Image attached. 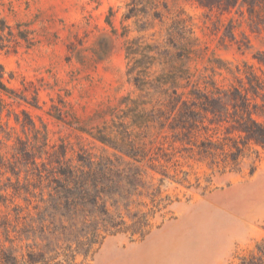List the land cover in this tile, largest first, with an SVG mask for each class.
Segmentation results:
<instances>
[{
  "label": "rangeland",
  "instance_id": "obj_1",
  "mask_svg": "<svg viewBox=\"0 0 264 264\" xmlns=\"http://www.w3.org/2000/svg\"><path fill=\"white\" fill-rule=\"evenodd\" d=\"M0 17L15 35L10 47L0 49L4 82L29 99L37 91L38 99L34 107L4 96L14 128L1 153L10 151L16 136L25 137L13 119V113L26 119L22 110L37 127H46L50 147H66L68 158L112 153L89 132L110 123L111 109L103 116L107 107L140 94L127 74L126 42L134 37L162 41L175 19L184 20L200 49L188 63L191 71L223 86L244 77L246 64L264 77V63L257 59L264 53V30L251 27L235 8H208L198 0H0ZM19 31L30 44L18 38ZM58 109L61 119L54 116ZM210 118L206 115L208 128L195 131L191 141L178 140L169 128L158 136L156 128L145 133L147 148L169 175L160 183L162 175L149 171L160 185L164 207L150 219L146 236L108 235L81 264H239L264 237V149L257 147L258 156L246 151L239 169L211 164L196 145L206 136L221 142L226 134L235 136L228 124H210ZM0 208L6 210L1 203Z\"/></svg>",
  "mask_w": 264,
  "mask_h": 264
},
{
  "label": "trees",
  "instance_id": "obj_2",
  "mask_svg": "<svg viewBox=\"0 0 264 264\" xmlns=\"http://www.w3.org/2000/svg\"><path fill=\"white\" fill-rule=\"evenodd\" d=\"M198 1L208 8H235L251 27L264 30V0ZM107 22L111 24L109 18ZM14 36L0 17V49L10 47ZM17 36L30 44L22 31ZM125 50L127 74L140 94L134 99L123 96L117 108L107 107L103 116L111 109L110 123L89 132L112 153L84 152L75 160L68 158L63 144L49 146L45 126L37 127L25 110L23 120L13 113L25 137L16 136L10 151L0 152V203L6 209L0 208V264H81L108 235L146 236L152 228L150 219L164 207L160 185L149 171L162 175L160 183L169 177L166 164L144 141L150 129L156 128L158 136L169 128L178 140L191 141L195 131L208 128L204 126L208 114L210 124H228V133L235 137L226 134L221 142L206 136L196 145L202 158L223 169H239L246 151L253 149L258 156L257 147L264 149V77L250 66L246 64L244 77L228 86L191 71L188 63L200 49L181 18L165 29L162 41L134 37ZM257 59L264 63V53ZM5 73L0 64V149L14 128L8 123L12 111L4 96L38 107L37 91L29 99L5 84ZM58 110L54 116L61 119ZM239 264H264V237L240 257Z\"/></svg>",
  "mask_w": 264,
  "mask_h": 264
}]
</instances>
